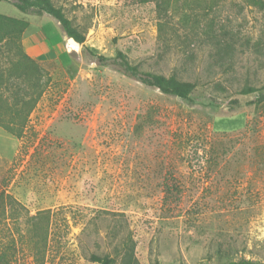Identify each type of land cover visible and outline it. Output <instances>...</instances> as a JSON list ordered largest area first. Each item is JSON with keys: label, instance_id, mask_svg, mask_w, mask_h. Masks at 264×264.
<instances>
[{"label": "rangeland", "instance_id": "rangeland-1", "mask_svg": "<svg viewBox=\"0 0 264 264\" xmlns=\"http://www.w3.org/2000/svg\"><path fill=\"white\" fill-rule=\"evenodd\" d=\"M53 2L83 43L0 1L29 21L22 46L44 70L24 135L0 127L10 264H264V101L249 103L264 92V0ZM91 49L196 89L165 94ZM248 85L260 90L242 94Z\"/></svg>", "mask_w": 264, "mask_h": 264}, {"label": "trees", "instance_id": "trees-1", "mask_svg": "<svg viewBox=\"0 0 264 264\" xmlns=\"http://www.w3.org/2000/svg\"><path fill=\"white\" fill-rule=\"evenodd\" d=\"M12 1L22 12L33 11L53 16L61 24L68 37H73L78 43L85 41V34L74 25L63 7L56 5L53 0ZM28 26L29 21L26 19L0 13V54H4L8 60L6 66H0V127L17 137L24 135L30 114L44 90L41 78L44 72L43 67L22 46V37ZM90 53L100 65L112 66L123 74L145 85L155 87L165 94L190 100L196 89L195 82L182 80L175 74L165 75L141 69L138 65L133 64L128 55L121 50H118L113 56L98 53L93 49L90 50ZM18 80L20 82H17ZM258 90L260 89L248 85L241 90V93L250 94ZM262 101H264V92L261 91L249 103ZM228 104L232 108H240L245 105L238 98L229 100ZM44 212H38V214H45ZM11 257V253L3 249L0 250V264H10ZM91 258L100 264H115L116 262L115 258H110L108 255L93 254ZM233 264L255 263L249 259H243L233 262Z\"/></svg>", "mask_w": 264, "mask_h": 264}, {"label": "water", "instance_id": "water-1", "mask_svg": "<svg viewBox=\"0 0 264 264\" xmlns=\"http://www.w3.org/2000/svg\"><path fill=\"white\" fill-rule=\"evenodd\" d=\"M68 40L71 42L78 43L73 37H68ZM255 264H259V263H255Z\"/></svg>", "mask_w": 264, "mask_h": 264}, {"label": "bare ground", "instance_id": "bare-ground-1", "mask_svg": "<svg viewBox=\"0 0 264 264\" xmlns=\"http://www.w3.org/2000/svg\"><path fill=\"white\" fill-rule=\"evenodd\" d=\"M71 44H75V45H77L78 43H75V42H71V41H69Z\"/></svg>", "mask_w": 264, "mask_h": 264}]
</instances>
